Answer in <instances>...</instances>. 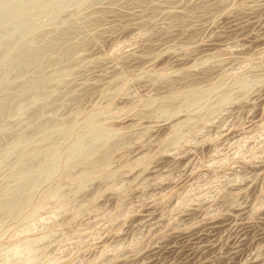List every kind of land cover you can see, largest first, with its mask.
I'll list each match as a JSON object with an SVG mask.
<instances>
[{
  "label": "rangeland",
  "instance_id": "1",
  "mask_svg": "<svg viewBox=\"0 0 264 264\" xmlns=\"http://www.w3.org/2000/svg\"><path fill=\"white\" fill-rule=\"evenodd\" d=\"M0 264H264V0H0Z\"/></svg>",
  "mask_w": 264,
  "mask_h": 264
}]
</instances>
